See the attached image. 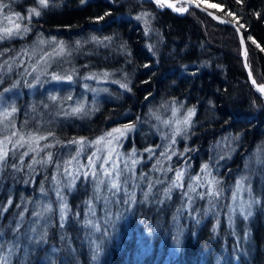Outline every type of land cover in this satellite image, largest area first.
Returning a JSON list of instances; mask_svg holds the SVG:
<instances>
[{"label":"trees","instance_id":"1","mask_svg":"<svg viewBox=\"0 0 264 264\" xmlns=\"http://www.w3.org/2000/svg\"><path fill=\"white\" fill-rule=\"evenodd\" d=\"M202 1L215 4L216 13L241 26L247 62L258 84H264V0ZM8 20L19 25L17 31L27 33L0 39V95L19 79H23L21 91L27 94L39 74L26 75L35 69L42 71L46 82L93 87L98 81L111 99L100 113L104 116L99 132L126 123L129 126L121 128L134 131L132 137L147 134L143 114H162L173 107L192 113L184 138L178 135L173 140L178 149L184 145L188 150V157L181 160L186 165L195 167L193 160L202 158L219 138L227 139L220 156L234 153L225 166L230 178L251 148L259 149L264 159V98L249 83L232 28L194 8L177 15L163 3L142 0H46L44 5L40 0H0V28ZM207 26L216 31L212 37L205 32ZM12 108L10 117L17 124L21 105ZM162 130L165 136L166 128ZM96 132L78 136L92 137ZM263 159L258 167L263 185H254L256 215L249 222L244 255L237 254L240 263H225L223 258L233 255L230 246L236 245L222 205L221 185H228V177L215 193H202L198 187L201 197L197 198L192 191L187 212L183 210L187 189L171 190L166 183L172 168L165 169L166 179H161L156 169L160 162L150 170L146 164L135 195L139 199L146 193L147 199L132 207L125 226L111 223L106 228L105 223L94 226L91 220L92 181L85 176L66 192L64 219L60 221L52 210L51 222L30 243L32 234L27 231L32 227L37 231L33 198L45 189L41 180L50 171L34 168L37 174H29L27 158L9 154L0 166V262L10 244L15 250H11L13 264H19L23 253L22 264H98L99 260L102 264H264ZM190 171L183 181H188ZM166 190L169 195L163 196ZM159 245L163 249L158 253Z\"/></svg>","mask_w":264,"mask_h":264},{"label":"rangeland","instance_id":"2","mask_svg":"<svg viewBox=\"0 0 264 264\" xmlns=\"http://www.w3.org/2000/svg\"><path fill=\"white\" fill-rule=\"evenodd\" d=\"M195 1L201 4L200 0ZM161 3L165 6L164 2L155 4ZM204 5L210 10L205 9L215 13V4L204 3ZM229 21L241 29L236 20L229 19ZM6 29H11V31L7 32ZM17 29L13 21H6L0 28V39L2 37L10 38V36H20L21 38L27 33V31H17ZM213 29V27L207 26L206 30L208 31H205L207 34L209 33L207 36L212 37V34L216 32ZM234 32L237 35L235 30ZM213 40L215 41V39ZM250 72L253 75V72ZM36 73L39 74L35 78L36 83L32 89L27 91V94L21 91L20 84L23 83V79L21 81L19 79L18 83L15 82L12 88H7L0 95V156H2L0 166L9 154L18 153L21 160L24 157L27 158L29 174H37L34 168L41 171L45 168L46 171H50L49 176H46L45 173L41 180V186L46 190L40 188V191L38 190L40 194L37 192V196L33 198L36 202L33 209L37 231H35V227L27 231L32 234L30 243H34L37 240L35 234H40L51 222L52 210V215L59 218L60 221L64 219L67 209L66 192L85 176L92 181L93 199L90 202L89 214L94 226L101 222L106 224V228H110L111 223L116 224L117 228L125 226L132 207L141 201L145 202L142 200L143 197L147 199L146 193L139 199L135 195L138 179L143 176L145 165L147 164V169L150 170L157 162H160L156 169L158 173H161L159 176L161 179H166V175L163 174L164 170L172 168V173L169 174L166 181L172 186L171 190L178 186H181V189H187L184 191L185 198L183 199V210L187 212L190 209L188 206L191 203L189 194L192 191H194L195 197L200 198L201 196L196 192L198 187L205 191L202 193H215L219 184L223 180L228 181L229 179L228 185H221V189L225 193L222 205L225 209L227 208L225 219L232 230L236 245L230 246V249H233V255L225 257L223 260L225 263L228 261L240 263L237 254L244 255V245L249 235L248 227H251L249 222L256 215L257 197L253 193L254 185H263V179L258 176V167L263 164V157L258 154L259 149L251 148L249 150L245 161L238 168L240 170L233 171L231 178L228 176L229 168H225V166L228 162L233 161L234 153L227 154V158L220 156L226 149L227 139L224 138H219L204 154H201L202 158L193 160L195 167H191L193 164L186 165L183 161L181 162L182 159L188 157V150L184 145L178 149L176 141L173 142L176 136L183 137L185 120L191 119L186 111L172 107L162 114H158L156 111L145 112L141 120L148 125L145 130L147 134L143 135H140L139 132V135L136 133L132 137L134 131L129 133L128 130L121 128L122 126L128 127L129 125H125L126 123L108 125L99 132V121L104 116V113H100L105 110V106L111 99L106 94V90L100 87L98 81L93 87H90L89 83L76 86L73 83L46 82L43 81L42 71L39 69L29 71L26 77L29 78L31 74ZM2 78L0 76V80ZM254 80L256 81V79ZM256 83L258 82L256 81ZM262 97L264 98V96ZM19 105L22 110L19 122L15 124L10 117V112L15 111L13 106ZM74 109H79V111H74ZM162 128H166V137L163 136ZM95 130L98 133L96 132L97 134L92 137L80 138L78 136L83 132L89 133L95 132ZM56 136L62 137L56 138ZM135 144L144 145L140 147ZM233 145L235 146V143ZM29 153H32V156L28 157ZM191 158L193 159L192 156ZM189 168L191 171L188 181L185 179L184 182L183 178ZM178 174L179 179H177ZM113 181L119 185V190L111 187ZM169 191H163L162 195H169ZM100 195L103 196L102 200L99 199ZM222 205L220 204V210H224ZM215 207L216 205H213V210ZM221 213L222 211L218 212V214ZM92 222L90 221V223ZM20 223L21 218L16 223L17 226L14 227L17 228ZM94 226L92 234L96 237L97 229ZM11 247L9 244L8 252L0 264H13L11 250H15ZM162 249V246L159 245L158 253ZM24 256L23 253L19 264H22L21 260L24 259ZM98 264H102V262L99 260Z\"/></svg>","mask_w":264,"mask_h":264},{"label":"water","instance_id":"3","mask_svg":"<svg viewBox=\"0 0 264 264\" xmlns=\"http://www.w3.org/2000/svg\"><path fill=\"white\" fill-rule=\"evenodd\" d=\"M147 1H151V0H147ZM167 1H172V0H167ZM188 1L192 2V0H177L174 3H176V4H179V3H182V2L189 3ZM194 3L195 2H193V6L196 7V4H194ZM198 10L203 12V13H205L207 16H209L211 19H213L216 23L221 24L223 26L224 25L225 26H229V27L233 28L237 32L238 39H239V44H240V49H241V53L240 54H241L242 62L244 63V69L246 71L247 77L249 78L250 83L253 85V87L256 90L258 89L259 92L261 93V95L264 96V91L260 90L261 87H264V84H262V85H257L256 84V82L252 78V74L250 72V68L247 67V65H246L248 51H247V47H246V44H245V41H244V37L242 36V34L240 32V29L237 28V25H235L233 22L229 21V19H224V17H222V16L220 17L218 14L212 13L211 11H208L206 9L198 8Z\"/></svg>","mask_w":264,"mask_h":264},{"label":"bare ground","instance_id":"4","mask_svg":"<svg viewBox=\"0 0 264 264\" xmlns=\"http://www.w3.org/2000/svg\"><path fill=\"white\" fill-rule=\"evenodd\" d=\"M142 1H144V2H151V3H160V2H164L165 3V7L166 8H168V9H170L172 12H174L175 14H177V15H183V14H185V12L189 9V8H194V9H198V8H203V9H205V8H207L205 5H204V3H206V2H204L203 3V1L202 0H200V2H201V4L198 2V1H195V0H192V2H189V3H187V2H182V3H184L185 4V7L184 8H179V5L181 4V3H179V4H176V3H174L175 1H177V0H172V1H167V0H151V1H145V0H142ZM193 2H195L194 4H196V7H194L193 6ZM208 4H210V3H207V5ZM208 9V8H207ZM206 9V10H207ZM216 13V12H215ZM220 16V15H219ZM221 17V16H220ZM225 19V18H224ZM213 20V19H212ZM214 21V20H213ZM215 22V21H214ZM225 26V25H224ZM240 32H241V34H242V36L244 37V33L242 32V30L240 29ZM244 41H245V44H246V40H245V37H244ZM246 47H247V44H246ZM247 51H248V49H247ZM248 55V54H247ZM243 65H244V63H243ZM246 65H247V67H249L250 68V66H249V64H248V62H247V60H246ZM250 71H252L251 69H250ZM252 78L253 79H255L254 78V75H252ZM248 80H249V78H248ZM255 81V80H254ZM253 81V82H254ZM249 82H250V80H249ZM256 82V81H255ZM254 82V83H255ZM251 84V83H250ZM257 85H262V84H258V83H256ZM252 85V84H251ZM253 86V85H252ZM254 90L262 97V95H261V93L259 92V90L257 89H255L254 88Z\"/></svg>","mask_w":264,"mask_h":264},{"label":"snow or ice","instance_id":"5","mask_svg":"<svg viewBox=\"0 0 264 264\" xmlns=\"http://www.w3.org/2000/svg\"><path fill=\"white\" fill-rule=\"evenodd\" d=\"M40 3H41L42 5H44V4H46V0H40ZM31 11L35 12L36 15H39V12H36L35 9H32ZM16 27L19 28V25H16ZM5 31L10 32L11 29H6ZM260 90H261V91H264V87H261ZM74 111H79V109H74ZM191 115H192V113L189 112V117H190ZM187 122H188V121L185 120V123H187ZM0 159H2V156H0ZM177 179H179V174H178V176H177ZM111 187H112V188H115V189H117V190H119V185H118L115 181H113ZM146 195H147V194H146ZM132 202L134 203V200H133ZM125 203H128V201H125Z\"/></svg>","mask_w":264,"mask_h":264}]
</instances>
